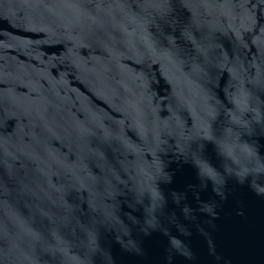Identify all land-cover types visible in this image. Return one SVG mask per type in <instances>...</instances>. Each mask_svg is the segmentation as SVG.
Segmentation results:
<instances>
[{"label":"water","instance_id":"95a60500","mask_svg":"<svg viewBox=\"0 0 264 264\" xmlns=\"http://www.w3.org/2000/svg\"><path fill=\"white\" fill-rule=\"evenodd\" d=\"M0 264H264V0H0Z\"/></svg>","mask_w":264,"mask_h":264}]
</instances>
